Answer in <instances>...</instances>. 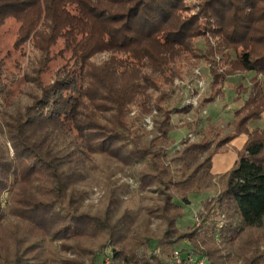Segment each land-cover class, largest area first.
<instances>
[{
	"label": "trees",
	"instance_id": "trees-1",
	"mask_svg": "<svg viewBox=\"0 0 264 264\" xmlns=\"http://www.w3.org/2000/svg\"><path fill=\"white\" fill-rule=\"evenodd\" d=\"M197 2L189 14L187 0H0V24L18 21L15 46L29 48L16 78L0 66V234L12 240L7 252L0 242V264H98L100 255V264H170L175 250L195 263L264 264V124L248 126L264 112V0ZM197 37L207 59L221 56L210 72L216 95L228 76L254 74L247 87L234 85L237 97L247 95L231 133L213 148L182 141L171 153L178 127L167 88L199 57ZM242 134L199 225L172 239L190 195L214 186L213 155ZM128 171L135 188L116 177ZM98 176L104 206L91 210ZM138 194L144 206L125 203Z\"/></svg>",
	"mask_w": 264,
	"mask_h": 264
},
{
	"label": "rangeland",
	"instance_id": "rangeland-1",
	"mask_svg": "<svg viewBox=\"0 0 264 264\" xmlns=\"http://www.w3.org/2000/svg\"><path fill=\"white\" fill-rule=\"evenodd\" d=\"M198 0H187L189 3L188 8H191L188 12L196 13L198 8L196 4ZM18 30H19V22L13 18H8L4 23L0 24V66H2L5 72V78L11 79L13 76L16 78L19 74L18 66H22L26 56L28 55V45H24L22 47H16L15 42L18 38ZM195 44L198 48L196 50L200 55L199 57L192 59V65L190 64L188 69H183L181 74L176 77L173 81L172 86L167 88V92L169 94L170 104H166V108L171 110L172 114V123L178 128L172 132V138L175 141V144L170 149L171 153H174L175 150H179L182 148L184 143H191L193 141H210L214 142L212 144L215 146L216 140L218 141L221 133L229 134L232 132V129L227 122L232 117V111L235 109L238 101L244 102V98H246L247 92L242 93L241 97H237L234 85L237 83L241 84L242 87H247L249 85L250 79L253 76V72H241L234 73L226 78L224 84L221 85V89H223V95H216L215 91L218 86L210 85L211 82V67L214 66L215 62L218 63L221 59L220 55L214 56V61L211 59H207L204 56V38L194 39ZM61 47L60 42L54 48V50L59 49ZM234 52L231 53V58H234ZM224 62V61H222ZM63 63V60L57 59L52 63V69L57 68ZM218 66V65H217ZM199 72V73H198ZM201 82V83H200ZM200 83V86H199ZM193 91V95H190V91ZM220 89L216 92L219 93ZM200 94L199 98L198 95ZM216 95L213 101H206L205 103L200 105V102L205 97L211 98ZM193 96L197 97L196 105H192V110L187 114H183L182 112L176 111L174 108L178 106V103H182L184 101L191 100ZM207 100V99H206ZM234 112V111H233ZM145 126L147 130L152 129V118L151 116H146L144 118ZM264 124V112L259 119L250 120L248 123L249 129H253L255 127H262ZM220 133V134H219ZM191 134V135H189ZM190 137H189V136ZM181 140V141H180ZM245 140V134H242L235 139H233L226 148L218 151L212 157V168L211 171L214 175L213 184L214 186L211 190L207 192H198L192 193L190 195V204L184 205L182 211V216L177 220V227L180 229L178 234L171 235L172 239H175L179 236V234L183 233V230H186L191 226H198L200 223V215L206 212L205 205H203L206 201L210 199H214L217 197L218 193L222 188V176L233 164L237 152L242 147V142ZM184 141V143H181ZM127 176L116 175L120 181H126L131 186V188L136 187V182L134 177L128 171ZM106 193V188L104 186L103 179L100 176L96 177L91 181L89 186V196L86 200L88 207L91 210H97L102 208L103 198ZM151 196V195H149ZM5 197V196H4ZM140 194L137 196H129L123 197L125 199V203L129 204L133 208H139L141 205L144 206L147 202H142L140 199ZM4 208H6L5 204H2ZM229 215L230 213L227 212ZM224 214H220L218 220V226L225 221ZM161 223L159 220L155 219L151 222V229L153 230V235L159 234L161 231ZM251 233V238L257 239L259 237L260 231L249 230L245 233ZM155 233V234H154ZM7 234H0V242L5 243L6 252L12 249V247H8L12 243V240H6L5 238ZM217 236V235H216ZM245 237V236H244ZM57 243L53 242L50 244L52 247L51 252L55 254H59V248ZM177 245V244H174ZM188 246V244H187ZM41 247L42 244H41ZM176 247V246H174ZM70 252V251H69ZM107 252V251H106ZM180 254L185 251H178ZM189 253H192L190 251ZM63 254V253H62ZM194 255V254H193ZM66 258H71L72 253L64 254ZM103 256L100 255L98 258V264H100V259ZM172 258V257H171ZM87 259V257H86ZM168 260V259H167ZM171 260V259H170ZM106 264H109V261H106Z\"/></svg>",
	"mask_w": 264,
	"mask_h": 264
},
{
	"label": "built area",
	"instance_id": "built-area-1",
	"mask_svg": "<svg viewBox=\"0 0 264 264\" xmlns=\"http://www.w3.org/2000/svg\"><path fill=\"white\" fill-rule=\"evenodd\" d=\"M200 83H199V86H200ZM193 93L194 92L191 90L189 96H192ZM199 96H200V94L198 95V98H199ZM186 100H187V101H185L186 104L196 105L197 97L193 96V98H191V100H188V99H186ZM189 135H191V134H189ZM169 263L170 264H202L203 260L201 259L197 263H195V262H193V258H191V256H187L186 260H184V259H182L181 254L177 250H175Z\"/></svg>",
	"mask_w": 264,
	"mask_h": 264
},
{
	"label": "crops",
	"instance_id": "crops-1",
	"mask_svg": "<svg viewBox=\"0 0 264 264\" xmlns=\"http://www.w3.org/2000/svg\"><path fill=\"white\" fill-rule=\"evenodd\" d=\"M237 103H239V104L236 105V107H235V109H234L233 111H235L236 109H238L239 107H241L242 104H243L242 101H238ZM233 111H232V115H233ZM231 119H232V117H231ZM231 119H230V120H231ZM230 120H229V121H230ZM229 121L227 122V124L229 123ZM245 139H246V136H245ZM244 142H245V140L242 142V145H243ZM242 145H241V146H242Z\"/></svg>",
	"mask_w": 264,
	"mask_h": 264
}]
</instances>
